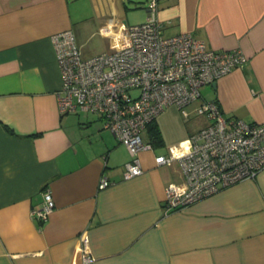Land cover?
I'll return each instance as SVG.
<instances>
[{
  "label": "crops",
  "instance_id": "1",
  "mask_svg": "<svg viewBox=\"0 0 264 264\" xmlns=\"http://www.w3.org/2000/svg\"><path fill=\"white\" fill-rule=\"evenodd\" d=\"M130 6H144L145 20L147 0H0V264H264V169L163 212L166 187L182 177L155 156L208 119L167 143L159 114L142 132L152 144L139 152L143 172L124 179L130 154L99 117L60 115L51 35L71 29L91 57L113 48ZM157 17L167 36L241 50L246 62L201 95L227 116L264 123V0H158ZM96 37L103 45L91 48ZM102 176L111 182L99 189ZM45 187L55 207L40 221L32 211Z\"/></svg>",
  "mask_w": 264,
  "mask_h": 264
},
{
  "label": "built area",
  "instance_id": "2",
  "mask_svg": "<svg viewBox=\"0 0 264 264\" xmlns=\"http://www.w3.org/2000/svg\"><path fill=\"white\" fill-rule=\"evenodd\" d=\"M157 9L158 0H147L145 20L127 25L112 49L91 57L82 55L71 29L50 39L61 79L56 93L60 115H97L130 154L124 179L143 172L139 152L152 144L142 132L166 107L175 105L186 120L192 114L208 119L166 155L155 156L157 164L176 163L181 172L182 180L165 189L163 212L168 214L264 169V123L227 116L216 100L201 95L202 86L239 68L247 56L239 49L209 47L190 32L165 35ZM110 182L102 176L98 188ZM54 207L52 191L45 187L41 207L32 215L44 221ZM91 260L82 258L83 263Z\"/></svg>",
  "mask_w": 264,
  "mask_h": 264
},
{
  "label": "rangeland",
  "instance_id": "3",
  "mask_svg": "<svg viewBox=\"0 0 264 264\" xmlns=\"http://www.w3.org/2000/svg\"><path fill=\"white\" fill-rule=\"evenodd\" d=\"M143 7L135 9L134 7L130 6L129 11L131 12H129L128 15L130 25L144 21L143 17L145 12ZM102 45H103L102 39L96 37L95 39H93L91 43V48H96V47L99 48ZM188 108L190 109V107ZM77 114H82V113H77ZM158 118H161L162 128L167 136V141H166L167 143L176 142V139L174 138H176L179 135L181 137L184 132H185V136L186 135L188 136L187 130H189L190 128H195L197 124L198 125L200 124L199 122H201L202 119L201 116L192 114L189 117V119L186 120L185 117L181 114V112L175 105L170 108L166 107L160 113ZM162 152H164V149H162Z\"/></svg>",
  "mask_w": 264,
  "mask_h": 264
},
{
  "label": "trees",
  "instance_id": "4",
  "mask_svg": "<svg viewBox=\"0 0 264 264\" xmlns=\"http://www.w3.org/2000/svg\"><path fill=\"white\" fill-rule=\"evenodd\" d=\"M151 123H152V122H151ZM151 123H149V124H151ZM149 124H148V125H149ZM156 134H157V130L155 129V130H154V133H153V136H155Z\"/></svg>",
  "mask_w": 264,
  "mask_h": 264
}]
</instances>
